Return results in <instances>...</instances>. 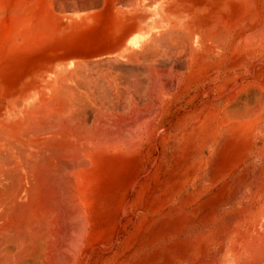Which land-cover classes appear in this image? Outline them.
<instances>
[{"label":"bare ground","instance_id":"obj_1","mask_svg":"<svg viewBox=\"0 0 264 264\" xmlns=\"http://www.w3.org/2000/svg\"><path fill=\"white\" fill-rule=\"evenodd\" d=\"M70 2L22 15L24 74L0 82V264H90L112 234L98 229L101 211L125 212L135 191L141 204L153 179L163 194L185 188L182 178L204 166L189 156L207 145L214 177L263 118L264 92L252 105L247 74L237 95L232 87L250 47L248 0ZM9 41L0 28L8 56ZM191 114L202 122L187 135ZM178 140L169 178L151 174ZM251 200L246 215L241 208L234 223L197 238L188 259L165 264H264V182ZM142 212L141 230L151 215ZM57 240L66 249L55 250Z\"/></svg>","mask_w":264,"mask_h":264},{"label":"rangeland","instance_id":"obj_2","mask_svg":"<svg viewBox=\"0 0 264 264\" xmlns=\"http://www.w3.org/2000/svg\"><path fill=\"white\" fill-rule=\"evenodd\" d=\"M60 1L0 0V28L6 27L9 42L11 43L9 56L6 55L5 47L1 48L2 45L0 44V82L7 83L11 80L10 77L23 76L24 74L25 68L23 67H25L27 60L24 55L15 50L19 47L17 44L21 42V34L15 32L29 27L28 18L22 15L45 12L56 13L59 9L66 10L67 7L68 11L71 9L69 3L71 4L72 1L66 0L63 3L64 5H60L62 4ZM248 3L251 15L250 26L252 24L250 47L245 67L241 68L242 65L239 67L238 60V66L234 73L236 80H234L232 87H235L234 93L237 95L243 78H245L243 75L247 74L246 82L249 88L251 87L250 98L253 105L260 92H264V8H262L264 7V0H248ZM2 7H5V9ZM5 10L9 13L10 17L8 19L4 17ZM16 11L17 15L15 16ZM256 15H258V19ZM33 20L36 22L37 18ZM257 20L261 23L257 22ZM210 87L211 85L208 84V88L204 90H207L204 96H208V99L211 100V105L214 96L210 92ZM194 94L195 92L190 93V95ZM203 101L201 100L199 104ZM140 103L141 105L143 104L144 108L147 107V101ZM190 116L191 118L189 117L187 122V128L189 127L186 131L187 135H191L202 122V119H196L197 116L195 114ZM204 116L205 113L202 117ZM180 117H183V114ZM171 124V126L167 125V127L170 126L168 134L175 135L172 129L175 123ZM252 130L249 132L247 144L244 146L238 145V150L236 149V153L231 156V160L226 162L224 161L225 159L218 160L220 167L214 177L206 169L211 152V147L207 145L197 155L194 154L193 158L190 156L188 158L189 163L198 161L204 165L196 177L188 176L187 178H182L181 181L186 182V184L190 183L189 186L187 184L185 188H177L173 192L170 191L171 193L163 194V190L157 188L153 179L151 182L152 190L144 196L141 204L138 205L137 203V191H135L128 196L130 203L125 208V212H123L124 209L118 208L117 205L109 206L111 207L109 211L107 210L108 208L101 211L100 223L102 224L98 226V229L111 228L112 234L94 246V250L90 255L92 258L90 264H165L169 261L177 263L179 258L188 259V255L192 252L191 246L197 238L210 234L211 231L217 233L224 226L234 223L236 220L235 215L241 211V208H243V214L246 215L253 207L251 197L264 182V113L261 123L258 126L254 125ZM225 135L226 133L223 131L218 132L214 138V143L220 144ZM188 138L189 136L184 142ZM176 144L178 146H174V144L168 146L167 155L161 154L160 147L162 144L159 146L158 152L163 158L158 168L149 169L151 174L160 173L163 177H165L164 175L170 176L168 170L173 164V157L181 149L179 146L182 145L179 140ZM147 170L143 169L144 172H141V177ZM189 173L190 170H188L187 174ZM170 195H174L172 199H170ZM148 198L149 205L146 203ZM162 198L165 199L160 202ZM142 211L151 212V219H147V223L141 230L139 225ZM151 223L153 225L148 228ZM152 231L153 234H151ZM151 239L152 241L149 243L150 241L148 240ZM58 241L54 244L55 250L61 249V240L59 241L60 243ZM64 249L66 248L60 251Z\"/></svg>","mask_w":264,"mask_h":264},{"label":"crops","instance_id":"obj_3","mask_svg":"<svg viewBox=\"0 0 264 264\" xmlns=\"http://www.w3.org/2000/svg\"><path fill=\"white\" fill-rule=\"evenodd\" d=\"M29 14H32V13H29ZM42 15H44V13H41Z\"/></svg>","mask_w":264,"mask_h":264}]
</instances>
